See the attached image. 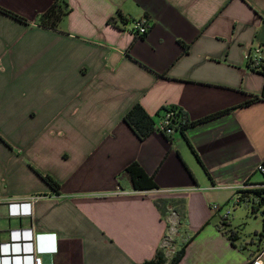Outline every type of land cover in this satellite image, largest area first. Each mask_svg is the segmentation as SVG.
Here are the masks:
<instances>
[{
  "label": "crops",
  "instance_id": "crops-1",
  "mask_svg": "<svg viewBox=\"0 0 264 264\" xmlns=\"http://www.w3.org/2000/svg\"><path fill=\"white\" fill-rule=\"evenodd\" d=\"M55 1L69 11L41 25ZM141 19L149 29L137 36ZM253 47L264 59V0H0L2 264H30L36 241L53 249L42 264H140L165 249L169 227L173 248L196 232L178 264L264 262V231L237 247L211 209L264 182ZM136 103L156 124L170 106L195 123L140 140L123 121ZM133 161L158 189H132ZM156 198H184L185 223L162 218Z\"/></svg>",
  "mask_w": 264,
  "mask_h": 264
},
{
  "label": "trees",
  "instance_id": "trees-1",
  "mask_svg": "<svg viewBox=\"0 0 264 264\" xmlns=\"http://www.w3.org/2000/svg\"><path fill=\"white\" fill-rule=\"evenodd\" d=\"M69 11V8L66 4H60L58 1H55L50 5V7L40 15V24L48 27H55L60 21L63 15ZM262 51V50H261ZM248 66V65H247ZM252 70L264 72V59L262 57L259 67L250 68ZM251 99L250 101H252ZM164 114L173 111V116L171 117V124L174 126V130H179L183 132L191 124H194V121H189L186 113L177 106L165 107L162 109ZM216 115V114H215ZM215 115H210L205 119L212 118ZM158 115H156L157 117ZM155 116L150 115L142 107L141 104H134L123 116V121L130 127V129L136 134V136L143 140L149 134L154 131H159L160 133L166 135L167 137L171 134H166L163 131H160L156 125L157 120ZM162 117V118H163ZM161 118V120H162ZM194 154L198 158L197 153L193 150ZM264 165V161H262ZM125 172L129 178L131 187L135 191H144V190H156L158 186L154 181V178L147 174L143 167L137 162L133 161L127 165ZM43 180L54 190H59V184L49 175H44ZM245 184H250L249 181H245ZM238 194L239 203L243 202L246 207L250 209V212L253 215L261 213L264 216V182L257 183L252 188H244L236 191ZM154 205L160 212L162 218H164L168 213L175 212L179 216V224L182 225L186 220V201L184 198H156L153 201ZM238 204V203H237ZM228 219V218H227ZM222 219L220 223L226 225L225 220ZM224 234L227 235V238L233 244L237 239V232L231 229H224L218 225ZM196 232L192 233L183 243L177 245L173 248L171 256L168 258L164 252L165 249H157L151 259L145 260L140 264H178L181 258L183 257L184 250L186 245L195 237Z\"/></svg>",
  "mask_w": 264,
  "mask_h": 264
},
{
  "label": "built area",
  "instance_id": "built-area-1",
  "mask_svg": "<svg viewBox=\"0 0 264 264\" xmlns=\"http://www.w3.org/2000/svg\"><path fill=\"white\" fill-rule=\"evenodd\" d=\"M146 19H141L139 21H135L134 22V28H133V32L135 35L137 36H144L149 29V25L148 23H146ZM245 62L248 65L249 68H256L260 66L261 63V59H262V51L259 47H253L252 49H250L246 54H245ZM173 111H169L167 113H165L164 117L162 118V120L160 121V123L157 125V128L160 131L165 132L166 134H171L174 131V126L171 124L170 120L171 117L173 116ZM257 170L264 175V165L262 163L258 164L257 166ZM120 192L118 193H124L123 190H119ZM239 203V198L237 197L234 201L233 204H237ZM25 204H29V203H20V204H12V205H25ZM211 209L214 210L217 213L222 212L221 210L223 209V206H219L217 204H211ZM22 212L16 211L17 215H20ZM231 213V209L227 208L225 209L224 213L221 215L222 219H227L228 216ZM26 237L28 238V241H30L32 243L34 235L31 233L26 235ZM33 250V251H32ZM53 249L51 248H41L36 250L35 247L33 249L28 250L27 249V253L26 255H29L31 258V262L30 264H42V258H41V254H43L46 251H52ZM5 256V255H2ZM0 256V257H2ZM19 264H23V263H19ZM247 264H264L262 258H261V254L256 255L255 257H253Z\"/></svg>",
  "mask_w": 264,
  "mask_h": 264
},
{
  "label": "rangeland",
  "instance_id": "rangeland-1",
  "mask_svg": "<svg viewBox=\"0 0 264 264\" xmlns=\"http://www.w3.org/2000/svg\"><path fill=\"white\" fill-rule=\"evenodd\" d=\"M257 178H260L263 180L264 175L260 172H257L256 174ZM238 197V194L232 193L223 203V209L222 212L217 213L213 210V212L216 213V219L218 221H221V215L224 213L225 209L229 208L231 209V213L228 216V219L225 220L226 227L225 229L229 228L231 230H234L237 232L239 236V240L237 241V247L244 244L243 239H248L253 235L254 230L258 232L264 231V216L261 213H257V215H253L250 212V209L246 207V205L243 202H240L238 204H233V201ZM221 230V229H220ZM223 232V231H222ZM224 234V233H223ZM174 235L175 232L173 229L169 227V230L167 232V236L164 239V248L166 250V255L169 258L172 254L173 250V244H174ZM226 237L227 235L224 234Z\"/></svg>",
  "mask_w": 264,
  "mask_h": 264
},
{
  "label": "clouds",
  "instance_id": "clouds-1",
  "mask_svg": "<svg viewBox=\"0 0 264 264\" xmlns=\"http://www.w3.org/2000/svg\"><path fill=\"white\" fill-rule=\"evenodd\" d=\"M35 241H36V237H35ZM30 249H33V248H29L28 250H30ZM35 249L36 250L40 249V246L38 245L37 241H36ZM0 264H2L1 258H0Z\"/></svg>",
  "mask_w": 264,
  "mask_h": 264
}]
</instances>
